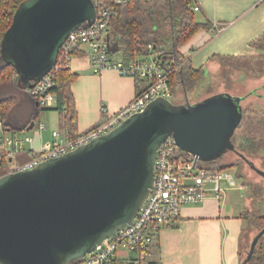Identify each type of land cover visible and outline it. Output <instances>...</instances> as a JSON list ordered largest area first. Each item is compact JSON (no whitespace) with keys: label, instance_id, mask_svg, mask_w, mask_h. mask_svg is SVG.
<instances>
[{"label":"water","instance_id":"1","mask_svg":"<svg viewBox=\"0 0 264 264\" xmlns=\"http://www.w3.org/2000/svg\"><path fill=\"white\" fill-rule=\"evenodd\" d=\"M96 19L93 0H26L4 34L3 62L33 89L56 66L67 38ZM244 99L214 95L190 106L158 98L88 145L1 176L0 264L82 263L135 219L153 187L157 151L169 137L199 161L236 152ZM33 129L31 123L27 132ZM263 236L264 229L244 264Z\"/></svg>","mask_w":264,"mask_h":264},{"label":"crops","instance_id":"2","mask_svg":"<svg viewBox=\"0 0 264 264\" xmlns=\"http://www.w3.org/2000/svg\"><path fill=\"white\" fill-rule=\"evenodd\" d=\"M193 7H199L195 14L200 18L195 19L209 23L211 28L198 31L180 48V54L194 70H203L202 80L220 68L224 58H240L257 53L251 44L264 35V0H192ZM111 49L117 60L124 61L123 52L116 45L112 44ZM85 51L87 48H82L71 63V71L79 75L72 85L77 110L76 134L88 131L117 114L143 88L135 78L122 76L117 70L96 74L85 59ZM147 59L149 56H134V61ZM7 86L13 92L22 89L15 83ZM22 91L26 94L24 89ZM4 92L6 94L7 89L0 90V98H7ZM16 101V107L8 119L9 128L4 129L0 122V148L5 152L6 142L12 138L24 140L30 137L32 142L17 148L18 152L5 166L8 173L15 172L41 152L52 149L54 132L71 137L57 103L45 109L47 111L42 115L27 105L19 115L17 111L23 103ZM35 108H39L37 102ZM41 116L43 120L39 121ZM30 123H34V129L27 132L23 128ZM41 125L45 129L40 130ZM236 181L237 186L228 191L238 194L234 197H227L226 194L224 198H217L210 193L203 203L186 205L180 220L160 232L149 255L151 264H242L241 249L246 244L243 234L249 231L248 218L255 212L247 210L250 208L246 201L247 197L250 198L248 187L242 185V179L236 177ZM117 255L113 264H132L135 258V254L126 251H120Z\"/></svg>","mask_w":264,"mask_h":264},{"label":"built area","instance_id":"3","mask_svg":"<svg viewBox=\"0 0 264 264\" xmlns=\"http://www.w3.org/2000/svg\"><path fill=\"white\" fill-rule=\"evenodd\" d=\"M129 0H93L97 9V19L92 27L74 31L61 47L57 64L33 89L25 91L32 96L41 109L56 105V95L52 92L62 69H71L73 58L85 51L89 66L100 74L106 70H117L122 76L135 78L143 85L134 100L117 114L107 118L90 130L76 137H63L54 132V145L49 151L41 152L17 171H29L39 164L59 158L82 146L90 144L120 126L132 115L144 111L154 100L174 96L171 77L180 66L163 62L159 56L150 54L147 60H137L126 64L117 60L109 42L110 9L109 3L125 5ZM194 12L199 7H193ZM151 49V47H149ZM105 112V109H103ZM45 129L44 125L40 130ZM30 137L24 140L12 138L6 142V159H12L24 143H31ZM192 154L183 151L173 137H169L158 149L155 161L153 187L135 219L123 230L104 241L94 253L88 255L84 264H113L120 251L135 254L132 264H151L149 255L156 244L160 232L180 220L186 205L203 203L213 193L217 198L226 194L228 188L221 186L227 182L229 188L237 186L236 178L226 171L209 172L199 164ZM223 197V196H222Z\"/></svg>","mask_w":264,"mask_h":264},{"label":"trees","instance_id":"4","mask_svg":"<svg viewBox=\"0 0 264 264\" xmlns=\"http://www.w3.org/2000/svg\"><path fill=\"white\" fill-rule=\"evenodd\" d=\"M24 1L26 0H0V90L6 89L7 84L12 83H15V85L24 89V91L26 90V87L18 80L14 68L4 63L1 55V43L4 34L12 24L16 9ZM152 4L157 9L161 8V12L157 13ZM109 9V42L111 45H116L119 51L123 52L124 62L129 64L134 61L136 54L145 57L150 54L159 56L163 62L180 66L179 70L171 77L173 94H175L176 83L179 84L185 95L192 93L197 84L203 79V70H194L188 62H184L185 60L180 54V48L201 29L211 28L209 23L198 22L195 19V12L192 10V0H129L125 5L109 3ZM179 16L180 18L178 19ZM251 46L257 51L255 55L240 58H224L222 61L246 60L252 66H255L256 62L264 58V35L254 41ZM242 69L248 73L254 71L248 65H244ZM78 77L79 75L72 72L71 69L64 68L59 72L55 87L52 90L56 95L57 109L63 115V123L66 125V129L71 137L78 135L75 132L77 110L72 93V85ZM25 93L30 101L35 100L27 92ZM36 102L35 100V104ZM16 104L17 101L13 97L0 98V122H2L4 129H8L10 126L8 119ZM29 125L31 123L26 124L23 129H27ZM236 140L238 141L237 144H235ZM233 143L235 144L236 151L251 163L250 159L253 155H261L264 158V108L262 106L256 104L244 109L243 119L235 133ZM221 160L209 162L210 164L204 167L209 172L226 171L236 168L237 179L243 180L241 169L244 160H242L243 162L233 161L228 164L221 163ZM8 162L9 159H6L4 151L0 148V177L8 173V170L5 169ZM249 187L251 188L250 185ZM261 192L262 188H260ZM254 194L257 195L258 193L254 192ZM261 197L264 196L262 195ZM260 199L264 200V198ZM248 219L249 234L255 229H258L259 232L264 229V215L261 216L253 213ZM247 233L246 231L245 234L244 231L243 238L248 240L249 235ZM250 247L251 244L247 252L245 247L241 249L242 264L247 259ZM248 264H264V236L259 240L255 253Z\"/></svg>","mask_w":264,"mask_h":264},{"label":"rangeland","instance_id":"5","mask_svg":"<svg viewBox=\"0 0 264 264\" xmlns=\"http://www.w3.org/2000/svg\"><path fill=\"white\" fill-rule=\"evenodd\" d=\"M157 2V1H156ZM155 2V4H156ZM161 5V3H160ZM153 6V4H152ZM156 12L160 13L161 8H156L153 6ZM196 18H200L198 14H195ZM164 18V17H163ZM180 16L178 17V19ZM157 19V17H156ZM160 24V23H158ZM163 30V29H162ZM165 30V29H164ZM120 52H118V55ZM250 66L254 69L252 73H248L247 71L243 70V66ZM176 83L174 90V96L170 98V101L174 102L175 104H184V105H190L193 106L197 104L198 102H201L209 97H213L214 95L217 96H223L228 97L229 95L237 96V97H246L244 102V109L250 108V106L259 104L264 108V58L263 60H260L256 62L255 66H252L248 61L246 60H239V61H230V62H221V67L217 68L216 70H213L209 75H207V78L204 80H201L200 83L197 84V87L193 90L192 93L189 95H185L183 90L180 86ZM10 87L6 86V89H9ZM7 97H13L16 100L20 101L22 108L17 111V113L20 115L22 112L23 107L29 105L33 110H35L36 113L44 114L47 110L45 109H39L35 108V101H30L26 94L23 93L22 89L17 90L15 92L11 90H7L6 94ZM30 101V102H28ZM51 112V111H48ZM39 118V117H38ZM43 117L41 116V119L39 121H42ZM238 141L236 140L235 144H237ZM263 156H257L253 155V157L250 159L252 161V164L257 170H260L262 173H264V160ZM233 161H241L243 162L237 155H234L233 153H228L225 155L221 163H231ZM200 165L208 166L210 164L209 162L200 161ZM236 168L226 170V172H229L234 175L236 178ZM241 173L243 176L244 182L242 183L243 186H247L249 191L247 192L250 196L247 197V202L250 204V208L248 207L247 210L251 212H255V214L258 215H264V200L260 198L262 195L264 196V176L260 175L258 172L253 170L251 166L247 164V162L242 163V169ZM254 184V185H253ZM251 186V188L249 187ZM221 186L224 188H227V182H222ZM253 187V188H252ZM262 188V192L260 193V188ZM230 191V188L228 187V190L226 191L227 197L231 195V197L238 195L236 192H228ZM258 193L257 195L254 194ZM260 193V195H259ZM222 195L223 198L226 196ZM251 194V195H250ZM252 205V206H251ZM256 210V211H255ZM248 235L249 238L246 241L245 238V247L246 252L249 249V246L251 244V241L254 239L255 235L259 233L258 229L253 230L250 234L249 231ZM245 253V251H244ZM244 255V254H243ZM245 258V256H244Z\"/></svg>","mask_w":264,"mask_h":264},{"label":"flooded vegetation","instance_id":"6","mask_svg":"<svg viewBox=\"0 0 264 264\" xmlns=\"http://www.w3.org/2000/svg\"><path fill=\"white\" fill-rule=\"evenodd\" d=\"M242 98H246V97H242ZM244 102H245V99H244V101L241 103V105H242V108H243V110H244ZM236 151V150H235ZM231 153H233L234 155H237L239 158H240V153H238L237 151L236 152H231ZM242 156V155H241ZM241 160H242V158H240Z\"/></svg>","mask_w":264,"mask_h":264}]
</instances>
